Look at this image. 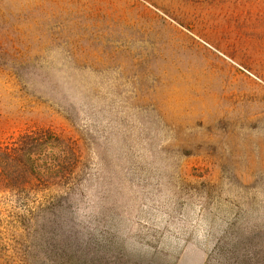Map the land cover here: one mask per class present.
<instances>
[{"label":"rangeland","instance_id":"obj_1","mask_svg":"<svg viewBox=\"0 0 264 264\" xmlns=\"http://www.w3.org/2000/svg\"><path fill=\"white\" fill-rule=\"evenodd\" d=\"M0 264H264V0H0Z\"/></svg>","mask_w":264,"mask_h":264},{"label":"trees","instance_id":"obj_2","mask_svg":"<svg viewBox=\"0 0 264 264\" xmlns=\"http://www.w3.org/2000/svg\"><path fill=\"white\" fill-rule=\"evenodd\" d=\"M33 135L31 134H26V135H23L22 136V141H23V138L25 139V138H31ZM37 138V137H36ZM52 138V137H51ZM54 138V137H53ZM13 151V150H12ZM22 154H24V152L22 153ZM20 163L22 164V166L26 169L27 167V169H29L30 171H33V173L34 174H39V173H45V171H43L42 170V168L39 166V165H37V166H35V163H34V160H32L31 159V157H25L24 155H20ZM51 165H52V167H51ZM48 166H50V167H48V170L49 169H55L57 166H59L58 165V160H53L52 162L50 161L49 162V164H48ZM26 170H24V172H25ZM70 218L72 219V217L70 216ZM73 224H74V227H71V231H73V232H79L80 233V229H77L75 226H77V227H79V224H76V223H74L73 222ZM81 228V227H80ZM87 234H89V233H87V232H85V234H84V236L85 235H87ZM79 246L80 245H74V246H72V247H70V251L71 252H77V251H79L80 249H78L79 248Z\"/></svg>","mask_w":264,"mask_h":264}]
</instances>
